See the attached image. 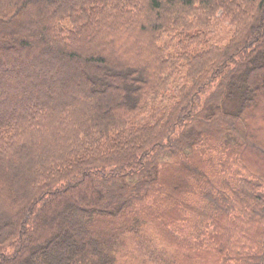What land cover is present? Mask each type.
I'll return each mask as SVG.
<instances>
[{
    "label": "trees",
    "instance_id": "1",
    "mask_svg": "<svg viewBox=\"0 0 264 264\" xmlns=\"http://www.w3.org/2000/svg\"><path fill=\"white\" fill-rule=\"evenodd\" d=\"M263 104L264 0H0V264H264Z\"/></svg>",
    "mask_w": 264,
    "mask_h": 264
},
{
    "label": "rangeland",
    "instance_id": "2",
    "mask_svg": "<svg viewBox=\"0 0 264 264\" xmlns=\"http://www.w3.org/2000/svg\"><path fill=\"white\" fill-rule=\"evenodd\" d=\"M263 119V121H261V117ZM251 126L252 128L250 130H252L254 133L258 134L260 136V138L262 139V141H264V104L262 106L259 105L258 110L255 111V114L252 115L251 118ZM250 131V132H252ZM252 132V133H253ZM253 145V144H252ZM252 147L250 146L249 149L247 151H245V155H246V160H248L249 162H253L255 160L259 161V163H261L263 161L262 159V155L261 154H255L252 149ZM257 161H255V164L257 165ZM260 170L262 172H264V162L263 165L260 164Z\"/></svg>",
    "mask_w": 264,
    "mask_h": 264
}]
</instances>
